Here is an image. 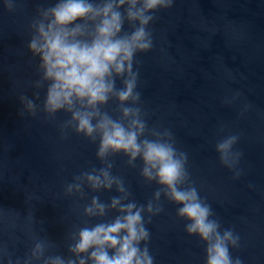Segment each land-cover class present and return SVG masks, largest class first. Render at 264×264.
Listing matches in <instances>:
<instances>
[{
  "label": "water",
  "instance_id": "95a60500",
  "mask_svg": "<svg viewBox=\"0 0 264 264\" xmlns=\"http://www.w3.org/2000/svg\"><path fill=\"white\" fill-rule=\"evenodd\" d=\"M84 2L87 15L59 26L54 12L66 0H0V264L113 258L119 244L77 245L84 230L123 222L129 205L147 233L133 243L137 257L151 264H209L217 236L230 264H264V0ZM109 4L120 18L112 39L130 41L143 29L149 46L137 47L123 71L110 68L104 102L74 95L50 108L55 80L41 29L91 45ZM77 114L90 117L92 133ZM105 120L135 132L140 152L101 155ZM146 143L173 150L182 165L175 187L194 190L208 208L216 225L209 238L189 232L184 204L144 158Z\"/></svg>",
  "mask_w": 264,
  "mask_h": 264
},
{
  "label": "clouds",
  "instance_id": "9594fccd",
  "mask_svg": "<svg viewBox=\"0 0 264 264\" xmlns=\"http://www.w3.org/2000/svg\"><path fill=\"white\" fill-rule=\"evenodd\" d=\"M162 0H146V8H154ZM123 3V0H121ZM112 5H107L103 12L105 19L98 29L99 39L91 45H81L80 43H69L66 32L56 31L50 27L48 32H41L45 43L42 46L44 61L47 67V76L55 80L50 89L48 104L50 108L56 109L71 103V97L87 98L89 104L104 102L107 99V92L111 85L105 80L110 68L115 66L117 72L124 69V62L130 61L134 50L147 48L149 43L144 40L143 29L136 32L130 41L114 40L112 37L119 31V13L111 12ZM91 5L84 0H66V3L59 6L55 12V25L64 26L83 17L91 11ZM111 12L110 18H108ZM147 22V18L143 23ZM32 47L35 49L36 44ZM130 68V64H129ZM133 82L128 83L127 91L120 94V98L127 99L131 95ZM127 111V110H126ZM82 130H87L90 134L94 131L88 115L77 114ZM103 129V139L101 155L109 148L115 150L130 151L133 156L140 152V145L136 142L135 132H126L120 125L105 120L100 125ZM228 145H222L226 148ZM144 158L154 168L158 169V176L161 183L169 186L173 198L184 204L180 212L187 216L192 223L189 225V232H199L207 239L215 231L216 225L208 221L209 210L202 206L195 191L182 192L175 187L177 180L181 176L182 165L180 161L173 158V150L166 145L146 143ZM146 169V174H147ZM132 205L127 207L128 215L123 222L117 220L111 225H99L93 230H84L81 233L80 243L77 245L78 251H85L92 245L103 246L105 244L113 247L120 245L119 254L109 258L106 252L93 253L97 264H151V260L145 256L144 259L137 257V248L133 246L134 241L144 237L147 233L143 228H137L141 217L139 212L132 213ZM121 230H126L128 235L120 240L117 236ZM230 234H225V239ZM209 264H230L227 249L223 241L217 236V242L209 249Z\"/></svg>",
  "mask_w": 264,
  "mask_h": 264
}]
</instances>
